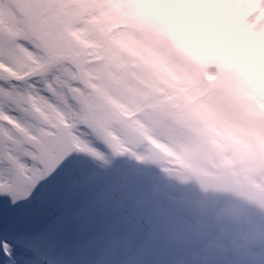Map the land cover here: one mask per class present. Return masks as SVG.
Wrapping results in <instances>:
<instances>
[{
    "label": "clouds",
    "instance_id": "obj_1",
    "mask_svg": "<svg viewBox=\"0 0 264 264\" xmlns=\"http://www.w3.org/2000/svg\"><path fill=\"white\" fill-rule=\"evenodd\" d=\"M104 5L93 84L124 150L85 158L51 237L68 264H264V19L241 0ZM118 160L133 167L107 179ZM149 166L162 183L125 206Z\"/></svg>",
    "mask_w": 264,
    "mask_h": 264
},
{
    "label": "snow or ice",
    "instance_id": "obj_2",
    "mask_svg": "<svg viewBox=\"0 0 264 264\" xmlns=\"http://www.w3.org/2000/svg\"><path fill=\"white\" fill-rule=\"evenodd\" d=\"M241 2L264 19V0ZM104 6L0 0V264H68L50 235L58 216L67 224L62 197L86 157L124 150L93 84L107 78L97 67L101 45L92 42ZM69 96L75 111L66 107Z\"/></svg>",
    "mask_w": 264,
    "mask_h": 264
},
{
    "label": "rangeland",
    "instance_id": "obj_3",
    "mask_svg": "<svg viewBox=\"0 0 264 264\" xmlns=\"http://www.w3.org/2000/svg\"><path fill=\"white\" fill-rule=\"evenodd\" d=\"M66 107H70L73 111H75L77 108L76 102L71 96H69L67 99ZM91 167H93L91 161L86 160L83 169H88ZM125 170H128V168H126L125 166H122L117 161L113 170L108 174L107 179H112L113 177H119L122 174V172ZM139 174H140L139 178L144 185H149L151 183L152 184L162 183V178L158 175V170L154 166L140 168ZM173 191H175V189H173ZM123 195H124L125 206H127L131 201L141 196L150 197V194L145 192L143 188L131 176H129L128 183L126 184L123 190ZM146 211H147V207L142 211L133 212V214L130 217L131 220L132 221L139 220L141 225H143L144 215L146 214ZM0 215H2V209H0Z\"/></svg>",
    "mask_w": 264,
    "mask_h": 264
},
{
    "label": "water",
    "instance_id": "obj_4",
    "mask_svg": "<svg viewBox=\"0 0 264 264\" xmlns=\"http://www.w3.org/2000/svg\"><path fill=\"white\" fill-rule=\"evenodd\" d=\"M127 168H128V169H131L132 167L130 166V164H128V165H127ZM132 177L137 181V183L143 188V190H144L145 192H147V193H149V194L151 195V193H150V188H151V186H150V185H144V184L142 183V181L140 180V178H139L137 172L133 173V174H132ZM159 199L164 200V199H166V196L161 195V196L159 197Z\"/></svg>",
    "mask_w": 264,
    "mask_h": 264
}]
</instances>
